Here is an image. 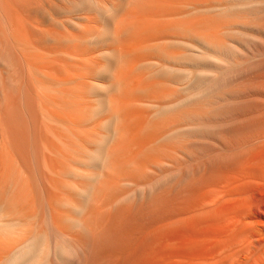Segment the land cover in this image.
Returning <instances> with one entry per match:
<instances>
[{
    "label": "rangeland",
    "instance_id": "1",
    "mask_svg": "<svg viewBox=\"0 0 264 264\" xmlns=\"http://www.w3.org/2000/svg\"><path fill=\"white\" fill-rule=\"evenodd\" d=\"M212 1L0 0V264H12L33 241L45 264H83L84 250L91 251L97 237H80L69 219L95 234L98 218L118 217L111 204L128 189H115L117 168L142 169L175 149L191 156L208 150L192 145L193 110L208 99L193 102V63L195 38L210 39ZM242 1L258 6L235 19L263 25L264 0ZM250 38L231 58L238 66L226 76L229 69L221 70L204 91L215 93L214 106L224 105L219 97L237 91L241 78L258 67L254 57L264 45ZM167 107L171 113L151 114ZM147 119L177 134L147 151L148 132L128 128ZM117 129L123 130L118 143ZM24 258L32 264L31 253Z\"/></svg>",
    "mask_w": 264,
    "mask_h": 264
},
{
    "label": "bare ground",
    "instance_id": "2",
    "mask_svg": "<svg viewBox=\"0 0 264 264\" xmlns=\"http://www.w3.org/2000/svg\"><path fill=\"white\" fill-rule=\"evenodd\" d=\"M248 3L250 6H244L242 0L227 3L213 0L205 9L212 23L210 39L195 38L193 102L208 99L206 107L197 112L193 110L192 145H206L208 150L200 153L201 156L193 150L191 156L175 149L157 155L155 163H145L142 169L139 164L126 173L121 168L115 169V189L123 186L128 189L126 194L118 192L111 204L119 218H98L95 234L75 218L69 219V223L78 228L80 237L85 240L92 235L97 237L95 247L89 252L84 250L87 254L83 264H264V52L259 58L253 56L259 65L254 72L244 74L242 87L237 86V91L230 89L219 97L218 102L224 105L210 103L215 93L204 94L221 70L229 69L224 72L226 76L231 65L238 66L232 64L231 58L244 52L245 36L264 45V24L252 25L242 18L235 19L241 12L258 6L255 1ZM219 19L222 24H218ZM204 56L208 60L205 61ZM243 65L239 67L242 69ZM167 108L151 114L171 113ZM157 121L159 119L154 120ZM157 125L148 120L143 125L129 124L128 128L135 131L142 128L144 134L148 132L141 142L148 151L150 147L163 146L177 134ZM181 130L185 132L186 129ZM121 132L120 129L113 132L116 143L123 136ZM120 147L117 149L121 150ZM138 167L140 170L136 169ZM145 178L154 181L145 184ZM32 243L21 248L16 259L13 257L16 264H26L24 257L28 253L32 260L38 256L34 241ZM83 243L81 245H86ZM23 252L27 254L24 256Z\"/></svg>",
    "mask_w": 264,
    "mask_h": 264
},
{
    "label": "clouds",
    "instance_id": "3",
    "mask_svg": "<svg viewBox=\"0 0 264 264\" xmlns=\"http://www.w3.org/2000/svg\"><path fill=\"white\" fill-rule=\"evenodd\" d=\"M12 264H16V261L13 259ZM32 264H45V259L37 256L33 261Z\"/></svg>",
    "mask_w": 264,
    "mask_h": 264
}]
</instances>
